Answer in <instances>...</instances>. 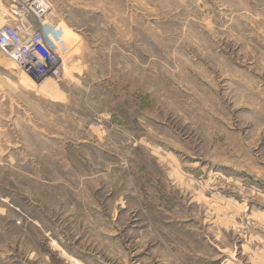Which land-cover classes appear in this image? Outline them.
<instances>
[{
	"label": "rangeland",
	"instance_id": "374dc122",
	"mask_svg": "<svg viewBox=\"0 0 264 264\" xmlns=\"http://www.w3.org/2000/svg\"><path fill=\"white\" fill-rule=\"evenodd\" d=\"M48 1L58 77L0 50V264H264V0Z\"/></svg>",
	"mask_w": 264,
	"mask_h": 264
},
{
	"label": "built area",
	"instance_id": "2783aa9c",
	"mask_svg": "<svg viewBox=\"0 0 264 264\" xmlns=\"http://www.w3.org/2000/svg\"><path fill=\"white\" fill-rule=\"evenodd\" d=\"M11 12L14 17H24L26 23L0 27V50L33 80L58 77L63 64L61 57L47 42L43 31L27 17L42 21V17L49 16L53 12L49 1H23L14 5Z\"/></svg>",
	"mask_w": 264,
	"mask_h": 264
},
{
	"label": "bare ground",
	"instance_id": "6f19581e",
	"mask_svg": "<svg viewBox=\"0 0 264 264\" xmlns=\"http://www.w3.org/2000/svg\"><path fill=\"white\" fill-rule=\"evenodd\" d=\"M27 76V75H26ZM27 77H29V76H27ZM30 78V77H29ZM32 81H35V80H33V79H31ZM45 81V80H44Z\"/></svg>",
	"mask_w": 264,
	"mask_h": 264
}]
</instances>
